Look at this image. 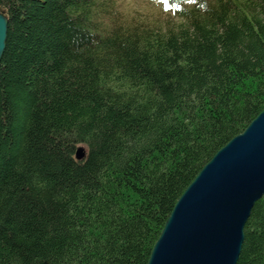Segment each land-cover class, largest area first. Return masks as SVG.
I'll return each instance as SVG.
<instances>
[{
  "label": "trees",
  "instance_id": "16d2710c",
  "mask_svg": "<svg viewBox=\"0 0 264 264\" xmlns=\"http://www.w3.org/2000/svg\"><path fill=\"white\" fill-rule=\"evenodd\" d=\"M161 1L180 23L0 0V264H147L186 187L264 110V0ZM236 264H264V195Z\"/></svg>",
  "mask_w": 264,
  "mask_h": 264
},
{
  "label": "water",
  "instance_id": "95a60500",
  "mask_svg": "<svg viewBox=\"0 0 264 264\" xmlns=\"http://www.w3.org/2000/svg\"><path fill=\"white\" fill-rule=\"evenodd\" d=\"M8 17L0 9V61ZM78 146L76 158L86 156ZM264 195V110L215 152L167 217L147 264H236L245 224Z\"/></svg>",
  "mask_w": 264,
  "mask_h": 264
},
{
  "label": "rangeland",
  "instance_id": "374dc122",
  "mask_svg": "<svg viewBox=\"0 0 264 264\" xmlns=\"http://www.w3.org/2000/svg\"><path fill=\"white\" fill-rule=\"evenodd\" d=\"M110 3L108 14L125 23L132 21L164 26L168 21L171 24L182 21L181 17L169 11L161 0H110Z\"/></svg>",
  "mask_w": 264,
  "mask_h": 264
},
{
  "label": "snow or ice",
  "instance_id": "6c2138e0",
  "mask_svg": "<svg viewBox=\"0 0 264 264\" xmlns=\"http://www.w3.org/2000/svg\"><path fill=\"white\" fill-rule=\"evenodd\" d=\"M168 2V0H165V3H167ZM177 7H179V5H177Z\"/></svg>",
  "mask_w": 264,
  "mask_h": 264
},
{
  "label": "bare ground",
  "instance_id": "6f19581e",
  "mask_svg": "<svg viewBox=\"0 0 264 264\" xmlns=\"http://www.w3.org/2000/svg\"><path fill=\"white\" fill-rule=\"evenodd\" d=\"M199 4V3H198ZM107 31V30H106ZM174 31V30H173Z\"/></svg>",
  "mask_w": 264,
  "mask_h": 264
}]
</instances>
